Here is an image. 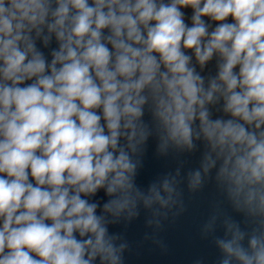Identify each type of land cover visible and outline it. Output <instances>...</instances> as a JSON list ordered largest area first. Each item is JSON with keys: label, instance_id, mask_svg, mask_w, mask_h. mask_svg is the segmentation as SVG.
<instances>
[{"label": "clouds", "instance_id": "9594fccd", "mask_svg": "<svg viewBox=\"0 0 264 264\" xmlns=\"http://www.w3.org/2000/svg\"><path fill=\"white\" fill-rule=\"evenodd\" d=\"M53 38L49 61L37 41ZM186 50L201 69L217 57L216 76ZM221 101L228 119L212 117ZM153 131L161 152L206 143L203 171L219 162L257 224L227 223L222 264H264V0H0V264H122L109 215L179 195L175 178L135 184Z\"/></svg>", "mask_w": 264, "mask_h": 264}, {"label": "water", "instance_id": "95a60500", "mask_svg": "<svg viewBox=\"0 0 264 264\" xmlns=\"http://www.w3.org/2000/svg\"><path fill=\"white\" fill-rule=\"evenodd\" d=\"M91 1V0H90Z\"/></svg>", "mask_w": 264, "mask_h": 264}]
</instances>
